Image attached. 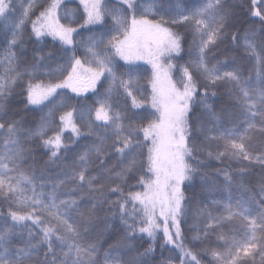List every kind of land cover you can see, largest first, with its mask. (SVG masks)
I'll use <instances>...</instances> for the list:
<instances>
[{
  "label": "snow or ice",
  "instance_id": "snow-or-ice-1",
  "mask_svg": "<svg viewBox=\"0 0 264 264\" xmlns=\"http://www.w3.org/2000/svg\"><path fill=\"white\" fill-rule=\"evenodd\" d=\"M80 3L86 13V24L103 25L108 16L113 25L109 32L115 33L107 39L103 35L89 36L83 42L84 59L75 55L73 35L78 29L71 23H61L58 12L61 0H51L35 20H31V14L36 0L22 3L0 0V39L7 44L6 55L0 61L6 65L4 76L0 77V199L8 206L6 216L0 213L4 223L0 230V264H149L146 258L155 251L160 232L166 245L179 249L180 264H202L200 256H209V264H252L256 256L264 261V186L256 194L259 199L250 196L248 200L237 201L235 206L224 204L220 215H214L206 207L194 209L196 216L204 218V226L193 227L191 242L206 245L215 235L216 247H202L199 253L194 252L185 246L181 229V220L193 204L186 190L194 188L197 180L202 187H215L213 175L203 170L207 165L199 159L201 154L216 160L264 166V150L256 154L253 149L257 139L264 141V0H250L249 13L259 18L261 27L247 29L243 34L230 31L236 28V13L229 0H204L200 6L196 0L191 4L178 0L167 9L163 4L157 6L156 0L147 7L138 0H118L120 7L111 10L104 0H80ZM165 11L174 14L166 19L161 14ZM150 15L154 18L150 19ZM26 22L31 23L37 41L50 36L72 49L71 70L63 78H40L51 74L45 71V55L39 53L31 62L24 61L23 70L19 69L16 49L23 44ZM174 26L190 31L191 48L195 49L194 58L182 66L179 81L171 76L175 65L162 62V58L179 56L183 50L184 37ZM225 38L242 47L245 56L254 61L252 75L245 76L239 66L229 68L230 60L235 64L231 50L217 54ZM117 56L127 65L137 61L151 65L150 98L138 99L134 93V89L137 92L140 89L131 77L133 69L128 70L127 79L117 75L114 69ZM102 80L108 81L105 90L108 98L91 110V119L85 125L87 133L76 124L74 108L59 115V125L55 128L52 108L40 117L35 128L25 127L24 114L54 104L59 90L70 89L81 95L95 91ZM221 87L234 101L235 112L227 108L217 111L209 103L217 94L214 89ZM120 90L130 98L133 109H145V113L129 117L114 108L110 101ZM14 94L19 96L16 105L19 119L8 118L12 112L9 101ZM145 105L153 111L148 112ZM200 105L204 118L194 112V106ZM59 107H64L63 101ZM235 119L246 124L242 133L234 128L218 127L225 120ZM134 120L146 123H134ZM93 121L100 122L96 126L104 129L103 133L94 131ZM68 130L74 137L70 142L63 135ZM213 131L217 135H209ZM84 135L95 136V140L77 149L75 141ZM200 137L222 143L223 150L208 151L203 142H197ZM33 139H38L40 146L47 149L53 164L63 163L69 151L75 153L71 167L64 172L65 180L55 183L48 194L43 191L44 177L29 163L34 160L29 146ZM113 155L116 163L109 166ZM94 161L96 174L90 171ZM245 170L242 167L240 174ZM220 174L226 187L231 188L236 182L228 171L218 169L214 175ZM129 176L136 178L142 190L125 193L121 184H126ZM66 181L78 195L57 203V189ZM105 190L118 194L119 199L108 200ZM73 212L76 219L70 222L69 214ZM99 213H105L107 229L116 231L115 224L108 223L110 219H118L123 226L124 231L111 251L123 249L128 259L105 253L101 262L96 245L81 242V232L93 226ZM237 221L247 233L242 241L230 239L222 231ZM17 234L26 236L18 247L12 240ZM144 236L151 243L141 251L135 241Z\"/></svg>",
  "mask_w": 264,
  "mask_h": 264
},
{
  "label": "trees",
  "instance_id": "trees-1",
  "mask_svg": "<svg viewBox=\"0 0 264 264\" xmlns=\"http://www.w3.org/2000/svg\"><path fill=\"white\" fill-rule=\"evenodd\" d=\"M18 3L24 2V0H17ZM51 0H36V7L33 9L31 14V20H35L36 16L39 15L40 11H43L44 8L48 6ZM106 7L111 10L117 7H120L118 4V0H104ZM153 0H138V3H141L144 7H147L151 4ZM178 0H156L157 6L163 4L167 9L170 6L174 7ZM182 4H191L193 0H180ZM204 0H196L197 6L202 5ZM229 4L234 6V12L236 13V28L230 29V31H239L241 34L247 29L255 28L257 30L260 29L261 23L259 18H254L250 15L249 9L251 7L250 0H229ZM61 23H71L73 27L78 29V32L73 35V39L75 41V55L81 59L85 58V48L83 46V42L87 40L89 36L99 37L101 35L104 36L105 39L109 38L110 34H115L114 32H109L112 29V20L110 17L105 16L103 25H88L86 24V13L84 12L83 5L80 3V0H61L60 8L58 10ZM162 15L165 18H169L170 15L174 13H169L168 11L162 12ZM150 19L154 18L153 16H149ZM84 25V27H80ZM174 30L180 32L184 40L182 41L183 50L179 56H173L170 59L164 58V63H172L175 67L171 70L173 80L179 81L181 76V68L182 66L188 65L189 61L194 58L195 49L191 48L192 35L190 31L186 30L184 27L174 26ZM7 44L3 39H0V61H2L6 55ZM226 49L231 50L230 55L234 59L235 64H233L232 60L229 61V68L234 66H239L241 71L245 76L252 75L254 73L253 65L254 61L248 59L242 47H237L233 45L232 42L225 38L223 43L220 44L217 54L225 51ZM17 56L19 58V69L23 70L25 67L24 61L27 60L31 62L32 57L39 53L41 55H45V71L49 72L50 76H41V79H61L63 78L68 71H70L69 60L72 56V49L67 48L66 46H62L58 40H53L50 36H45L41 38L40 41H37L32 33V26L30 22H26L23 29V44L16 49ZM26 53L25 56H20V53ZM51 53V57L47 54ZM223 59V57H220ZM211 59V58H210ZM215 63V60L211 61ZM6 65L0 64V77L4 76ZM56 69H60L56 71ZM114 69L117 75L123 76L125 79L128 78V70L133 69L131 71V77L136 82L137 87L140 89L139 92L134 89V93L137 95L138 99H143L145 97L150 98L151 96V85L149 81L152 77V68L151 65L146 63H139L134 65H127L126 62L121 60L118 56L114 57ZM195 76V73H194ZM201 83L203 80L197 77ZM103 85V87L101 86ZM101 84L97 85L95 91H89L87 93L77 95L73 93L70 89H62L59 90L58 96L56 98V102L54 104H50L48 108H43L42 111L33 112L24 114L25 119V127L27 128H35L38 125L39 119L41 116L45 115L49 108L54 110V116L52 120V126L55 128L59 125L58 117L63 113V111L75 109L74 112V120L78 126H80L82 132L87 133L88 129L85 126L86 123L91 119V110L99 106V102L104 101L108 98L106 93V88L108 86L107 80H102ZM212 89H210L211 91ZM216 96L211 97L209 103L217 110L220 111L222 108H227L229 111L235 112L234 101L231 100L228 93L224 88H216ZM202 91V89H201ZM20 89L17 87L16 93H19ZM200 99V94L197 95V100ZM63 101L64 107H59L60 102ZM113 107L117 110L122 111L127 116L131 117L137 113L144 114L145 109H133L131 107V100L127 98L122 90L119 93H114L112 95L111 101ZM10 107L12 108V112L10 113L8 118H16L19 119V116L16 115L17 108L16 105L19 104V96L14 94L10 97ZM148 112H152L153 110L148 108L145 105ZM194 112L197 116L204 118L202 105L194 106ZM83 115V119L81 116ZM193 117L190 114V120ZM134 123H146V121L142 120H134ZM100 122L93 121L92 127L95 132L103 133L104 129L98 128L96 125ZM221 129H235L238 132H243L246 124L239 119L235 120H225L220 125H218ZM64 139L66 142H70L74 139L70 130L64 132ZM209 135H217L215 131L209 133ZM95 140V136H81L78 140L75 141L74 147L77 149H83L87 145H91ZM198 143H202L206 146L208 151H212L215 153L216 151H222L223 146L221 144H217L211 141H204L203 137H200L197 141ZM111 143V141H109ZM29 146L32 148V155L34 160H29L30 164H33L35 169L37 170L38 175H42L44 177L45 187L43 191L45 194H48L52 191V187L55 183H58L59 180H65L64 172L68 170L73 160L75 159V153L69 151L67 153V157L63 163L53 164L49 161L47 149H44L40 146L38 139H33L29 142ZM2 148V145H0ZM253 149L256 151V154H259L261 150H264V141L257 139L253 143ZM200 160H203L207 165L203 170L210 175H213V179L215 182V187L207 188L202 187L199 180L195 182V187L192 189H187L185 194L186 196L193 201L191 205L189 214L181 220V229L184 232V243L186 247L191 248L194 252L199 253L202 247L217 246V240L215 235H212L208 244L201 245L199 243H192L191 236L193 235L192 229L193 227L202 228L204 226V218L198 217L194 214V209L199 207H206L213 210L214 215H220L223 213V208L221 207L224 204L231 203L235 206V203L241 199L248 200L250 196H256L259 192L261 186H264V166H261L258 163L253 162L251 165H248V162L238 161V160H216L211 158H206V154H201L199 156ZM109 166L116 163L115 156L108 161ZM27 166V165H26ZM245 168V172L243 175L240 174V169ZM226 170L230 174L233 175L234 180L236 181L231 188L226 187L223 179V175H214L217 173V170ZM90 171L92 174H96L95 172V161L90 167ZM239 177V179H237ZM117 183H120L117 181ZM115 186V185H113ZM73 185L70 182H67L61 185L57 189V203L59 200L69 199L70 197H76L78 194L71 191ZM121 187L124 188L125 193L128 191H139L142 190L141 187L137 184L136 178L134 176H129L126 184H121ZM38 191L40 189H37ZM105 194L110 201H114L119 199L118 194L109 193L105 190ZM259 199L258 196H256ZM216 201L217 204H213L212 202ZM8 211L7 204L0 199V213H4L5 216ZM99 219L90 227L87 232H81V242L82 243H92L95 244L98 253L99 260L103 262L104 254L110 253L111 255H119L122 260L128 259V256L125 255V251L121 249L119 252L111 251L112 246L116 244L117 238L120 234L123 233L124 228L119 224L118 219L115 221L108 220V223L115 224L116 231H111L105 227V213H99ZM70 222L76 219V213H70ZM10 224L11 221L9 220ZM4 228L3 220H0V230ZM222 231L229 235L230 239H234L236 241H242L247 235L246 231L243 229V226L240 222H236L235 224L226 225ZM26 239V236H21L19 234L12 237L13 243L15 246H21V241ZM151 241L147 236L143 238H138L135 241L136 246L143 251L144 248L149 247ZM155 251L146 259L149 264H180L179 259L177 257L180 255L179 249H175L172 245H166L163 240V233L160 232L156 236L155 241ZM223 250V249H221ZM202 260V264H209L210 257L209 256H200L198 257ZM252 264H264V261H261L260 256H256L255 261Z\"/></svg>",
  "mask_w": 264,
  "mask_h": 264
},
{
  "label": "rangeland",
  "instance_id": "rangeland-1",
  "mask_svg": "<svg viewBox=\"0 0 264 264\" xmlns=\"http://www.w3.org/2000/svg\"><path fill=\"white\" fill-rule=\"evenodd\" d=\"M163 59L164 58H162V62H163ZM125 62V61H124ZM139 63H146V64H148L147 62H145V61H137L135 64H139ZM148 65H150V64H148ZM171 76H172V73H171ZM173 79V78H172ZM89 91H91V90H89ZM88 91V92H89Z\"/></svg>",
  "mask_w": 264,
  "mask_h": 264
}]
</instances>
